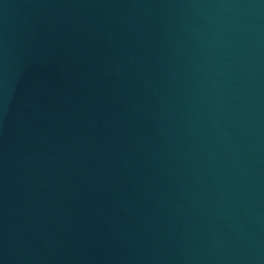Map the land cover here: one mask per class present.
<instances>
[{"label": "water", "instance_id": "obj_1", "mask_svg": "<svg viewBox=\"0 0 264 264\" xmlns=\"http://www.w3.org/2000/svg\"><path fill=\"white\" fill-rule=\"evenodd\" d=\"M0 264H264V0H0Z\"/></svg>", "mask_w": 264, "mask_h": 264}]
</instances>
